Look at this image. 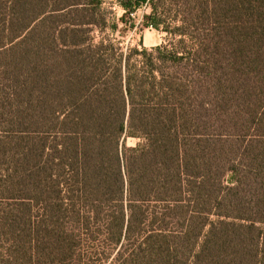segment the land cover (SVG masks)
I'll use <instances>...</instances> for the list:
<instances>
[{
	"label": "trees",
	"instance_id": "trees-1",
	"mask_svg": "<svg viewBox=\"0 0 264 264\" xmlns=\"http://www.w3.org/2000/svg\"><path fill=\"white\" fill-rule=\"evenodd\" d=\"M117 1L172 47L86 39L103 0L0 21V264H264V0Z\"/></svg>",
	"mask_w": 264,
	"mask_h": 264
},
{
	"label": "rangeland",
	"instance_id": "rangeland-1",
	"mask_svg": "<svg viewBox=\"0 0 264 264\" xmlns=\"http://www.w3.org/2000/svg\"><path fill=\"white\" fill-rule=\"evenodd\" d=\"M12 2L13 0H0V5L1 3L3 4V9L0 13V21H3V19H6V17L9 16V8L13 6ZM52 8H54L53 0ZM150 12L151 10L149 8L140 9L135 15L134 19L132 18V20L135 21V26L122 31L123 29L121 28H124V26L121 23L120 18L123 16L124 10L121 8L117 0H103L100 13L101 15L99 18L100 20L105 18L107 20L108 26L101 31L98 28H95V30L93 29V32L89 30L90 32H87L85 38H91L95 41H101L102 39L110 41L111 43L120 47L124 54H129L130 50L132 49L144 50L146 48L147 50H152L157 46H168V48L172 47L176 41L175 37L152 28H146L144 25L143 16L149 14ZM113 24H118L119 29L113 30V28L110 27ZM43 55L40 56V62H42L40 66V72L46 71L47 73L52 74L51 70L46 69V67H48V61L50 64H52V58H54L52 57V52H44ZM4 82L10 81L5 78H0V85H2V87L7 85H4ZM39 82L42 81L40 80ZM7 87L8 86H6V88ZM2 96L5 97L6 93H3ZM3 128L4 130L8 129V127ZM3 137L5 138L6 136L2 132V138ZM48 141L52 142V136ZM137 142L138 140L133 138L126 139L128 147H134Z\"/></svg>",
	"mask_w": 264,
	"mask_h": 264
}]
</instances>
